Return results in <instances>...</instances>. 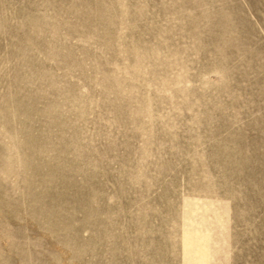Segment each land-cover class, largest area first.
<instances>
[{
	"label": "rangeland",
	"instance_id": "374dc122",
	"mask_svg": "<svg viewBox=\"0 0 264 264\" xmlns=\"http://www.w3.org/2000/svg\"><path fill=\"white\" fill-rule=\"evenodd\" d=\"M0 264H264V0H0Z\"/></svg>",
	"mask_w": 264,
	"mask_h": 264
}]
</instances>
